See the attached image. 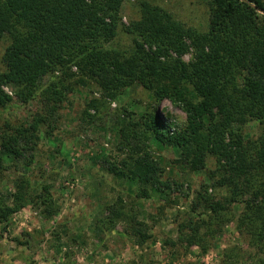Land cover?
<instances>
[{
	"label": "trees",
	"instance_id": "16d2710c",
	"mask_svg": "<svg viewBox=\"0 0 264 264\" xmlns=\"http://www.w3.org/2000/svg\"><path fill=\"white\" fill-rule=\"evenodd\" d=\"M125 1L0 0V43H6L0 109L12 101L2 86L13 87L22 105L38 104L25 123L3 125L0 174L19 166L29 172L36 165L42 137L53 136L59 113L76 89L92 84L99 90L102 100L90 99L82 112L93 122L90 110L99 113L107 100L138 86L151 94L152 104L137 118L126 113L116 155L103 160L100 169L135 185L129 191L135 199L148 200L151 192L172 190L162 180L164 166L152 145L177 152L180 159L171 164L190 172L204 171L211 160V184L195 193L189 219L178 225L177 242L184 251L197 247L206 253L232 223L240 244L224 250L220 264H264V14L258 12L264 13V0H209L205 32L143 0L138 19L123 25ZM119 32L130 38L129 50L106 46ZM188 53L191 60L185 63ZM164 101L184 113L182 126L168 123L159 112ZM253 123L260 130L256 138L245 133ZM51 191L44 181L33 187L21 174L10 203L0 195L1 235L10 217L28 206L50 220L58 212ZM104 212L95 224L100 232L122 224L137 247L150 239L138 212L127 210L120 196ZM22 234L27 239H15L19 246L37 245L30 234Z\"/></svg>",
	"mask_w": 264,
	"mask_h": 264
},
{
	"label": "rangeland",
	"instance_id": "374dc122",
	"mask_svg": "<svg viewBox=\"0 0 264 264\" xmlns=\"http://www.w3.org/2000/svg\"><path fill=\"white\" fill-rule=\"evenodd\" d=\"M142 0H126L120 15L122 24L137 20ZM159 6L175 20L199 32H205L208 24L209 0H143ZM107 47L129 50L131 40L119 32ZM6 47L0 43V71ZM191 53L183 57L188 63ZM2 92L12 99L0 109V132L4 124L12 127L25 123L38 110L37 102L22 105L15 98V89L2 86ZM90 99L102 100L99 90L92 84L76 89L69 95L60 111L57 130L51 137H42L35 153L36 165L29 172L18 167L0 174V195L10 203L14 186L21 174L26 175L33 187L44 181L51 186V195L58 212L46 220L40 209L28 206L12 215L6 230L0 225V264H220L221 254L240 239L232 223L212 242L206 253L197 247L184 251L177 242L178 225L189 219V208L200 186L210 183L208 178L214 163L207 162L201 172H190L183 164L172 165L180 159L171 149L152 145V152L164 166L162 180L171 185L164 194L151 192L148 200H137L129 191L136 190L132 183H121L106 175L100 165L103 160L114 158L118 142V130L126 122V113L135 118L142 115L152 104V96L144 89L133 86L115 101L107 100L104 110L90 122L83 118L85 104ZM159 112L168 123L178 127L185 123L184 113L164 101ZM245 133L256 138L259 126L255 123L245 127ZM57 152V153H56ZM4 164H8L3 159ZM41 170V171H39ZM40 173L43 180L40 179ZM211 184V183H210ZM176 185H181L175 190ZM213 194V189H209ZM217 194L224 195L223 191ZM120 196L128 209L138 212V220L147 225L150 239L137 247L126 235V228L119 224L111 233L100 232L95 224L105 216V207ZM32 236L37 245L29 250L19 246L15 239L25 241L22 233ZM167 243V245L165 244ZM176 243V246L170 245Z\"/></svg>",
	"mask_w": 264,
	"mask_h": 264
},
{
	"label": "water",
	"instance_id": "95a60500",
	"mask_svg": "<svg viewBox=\"0 0 264 264\" xmlns=\"http://www.w3.org/2000/svg\"><path fill=\"white\" fill-rule=\"evenodd\" d=\"M241 2L245 3V0H240ZM259 13L264 14L262 11L258 10Z\"/></svg>",
	"mask_w": 264,
	"mask_h": 264
}]
</instances>
